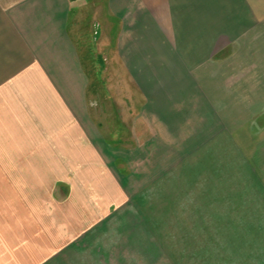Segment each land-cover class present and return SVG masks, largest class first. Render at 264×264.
<instances>
[{
    "label": "crops",
    "instance_id": "obj_1",
    "mask_svg": "<svg viewBox=\"0 0 264 264\" xmlns=\"http://www.w3.org/2000/svg\"><path fill=\"white\" fill-rule=\"evenodd\" d=\"M89 25L114 27L144 111L145 161H107L94 206L52 162L102 154L73 32ZM147 204L159 246L135 250ZM0 264H264V0H0Z\"/></svg>",
    "mask_w": 264,
    "mask_h": 264
},
{
    "label": "rangeland",
    "instance_id": "obj_2",
    "mask_svg": "<svg viewBox=\"0 0 264 264\" xmlns=\"http://www.w3.org/2000/svg\"><path fill=\"white\" fill-rule=\"evenodd\" d=\"M76 27L78 29L76 31L73 30V32L77 35L76 43L80 51L82 64L88 76V105L91 108L90 121L92 124L96 123L97 128L99 125L101 129L103 152L100 151L102 154L99 155V153L95 154L94 152L88 153L82 151L85 150L86 143H81L80 146L82 148L85 146L81 150L82 152L77 154L72 153L70 158L55 159L52 161L55 164L53 177L57 182L62 180L70 182L72 188H76L75 195H78L79 199H86L87 205L94 206L95 204H100V202L106 205L108 203L106 199L111 200L109 197L112 198L113 196V192L110 190L112 189V187H110L112 182L108 179V176H110L108 174L109 171L104 167L107 161V165H111V168L120 169L124 167L126 171H137L139 165L145 161L142 158L145 153L142 150L141 144L138 143L139 141L134 144L131 143V140L134 139V133L130 126L131 122L136 119L139 114L144 113V111L140 109L143 104V99L141 95L133 94L135 89L132 83H134L135 80L127 78L126 76L128 73L123 68H119V65L115 63V69H112V50L114 49H112L113 45L110 32L114 27L102 26L101 28V26H79L81 29L80 31L79 27ZM113 70L117 71L113 72ZM155 145L156 144H147V148H145L146 150L152 151ZM128 150L131 152H127ZM86 154H92L93 156L87 158ZM78 155H86V158L79 157ZM27 163H30V161ZM45 163V161L42 162L44 166ZM42 164L40 163L41 167H43ZM9 177L11 176H8V181ZM40 178L41 176H35V181H39V184L42 183ZM103 192L106 194L104 193V195H102ZM52 193L53 190H51V194ZM56 195L59 198H64L62 197L63 194L60 188L56 191ZM72 195H74L73 192ZM185 197L186 193L184 194V198ZM112 202L114 203L112 207H115L119 203H116L114 199H112ZM56 206L58 205L55 202V207ZM149 209V204H147V206L142 209L144 213L132 217L134 221H136V219H141L145 228L151 226V229H149L150 231L140 228V232L137 234L139 237L136 236V238L133 239V247L135 250H137V247L147 245L148 242H150L152 246H155V248L159 246V244L157 245L159 240L154 237L155 234H158L157 232L155 233L157 229L153 227V219H155V217L149 215L148 212H151ZM159 209L157 208V211ZM119 210H121V208ZM62 211L64 215L70 212H66L65 210ZM147 216H152V223L146 220ZM60 217L61 214L56 212V219ZM169 241L173 243V240L168 239V242ZM118 251L122 252L123 248L119 247ZM124 255L125 254H120V259ZM134 256L141 257L139 254H135ZM131 257L133 259L132 255ZM131 261L132 260H130V262Z\"/></svg>",
    "mask_w": 264,
    "mask_h": 264
}]
</instances>
